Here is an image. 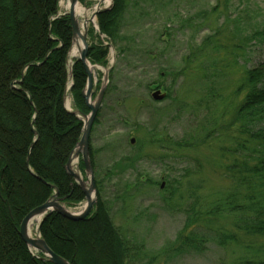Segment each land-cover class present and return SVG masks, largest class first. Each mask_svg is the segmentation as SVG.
<instances>
[{"label":"rangeland","instance_id":"374dc122","mask_svg":"<svg viewBox=\"0 0 264 264\" xmlns=\"http://www.w3.org/2000/svg\"><path fill=\"white\" fill-rule=\"evenodd\" d=\"M146 1L129 4L125 52L110 47L105 66L89 62L90 102L95 105L103 88L112 87L90 137V153L112 221L135 248L133 264L264 259V238L243 233L225 247L212 242L204 254L178 256L172 251L191 206L204 214L194 227L216 235L234 232L232 216L210 214L216 202L233 190L226 169L236 143L233 135L220 131L224 123L220 113L237 103L235 92L245 71L264 62V36L250 39L257 31L264 34V0H156L151 6ZM112 3L80 0L86 13L77 20L81 27L89 20V49L103 42L106 46V39L97 33V21L91 19ZM66 4L67 0H60V17L68 13ZM209 37L214 44L203 43ZM70 51L64 106L75 112L71 68L78 57H70ZM157 90L166 100L152 99ZM79 120L83 126L87 122L80 115ZM81 162L76 159L72 171L89 185ZM62 205L80 214L86 201Z\"/></svg>","mask_w":264,"mask_h":264},{"label":"trees","instance_id":"16d2710c","mask_svg":"<svg viewBox=\"0 0 264 264\" xmlns=\"http://www.w3.org/2000/svg\"><path fill=\"white\" fill-rule=\"evenodd\" d=\"M132 1L113 0L112 7L97 16L107 46L103 42L102 48L89 49L90 63L105 66L110 46L125 52L124 21ZM155 1L144 4L151 6ZM59 2L0 0V264H52L41 254L33 255L23 242L22 220L56 192L65 204L85 200L67 171L83 124L64 106L73 31L69 17L59 16ZM261 36L257 31L250 39ZM212 39L203 43L214 44ZM72 79L75 110L82 116L89 114L83 98L88 75L79 60L73 63ZM111 91L109 86L105 97ZM235 94L237 103L220 113L224 122L220 131L229 132L236 143L229 151L233 161L226 169L233 190L210 213L232 216L234 232L216 235L194 227L204 214L191 206L173 244L172 251L178 256L204 254L212 242L225 247L237 240V233L264 238V62L245 71ZM90 157L97 190L92 214L75 222L49 213L40 225V235L70 264H133L135 248L112 221L92 152ZM232 264H264V259L247 257Z\"/></svg>","mask_w":264,"mask_h":264},{"label":"water","instance_id":"95a60500","mask_svg":"<svg viewBox=\"0 0 264 264\" xmlns=\"http://www.w3.org/2000/svg\"><path fill=\"white\" fill-rule=\"evenodd\" d=\"M80 3V0H70V8L69 12L67 13V16L69 17L72 31H73V43L75 39L79 38L83 44V51L80 53L78 60L82 62L84 65V68L88 75V82L87 87L85 91L83 92V98L86 102L87 107L90 109L91 113L89 116L83 115V117L87 120L83 127V133L81 140L79 141L76 150L74 154L70 157V160L67 164V171L68 173L77 181L80 188L82 189L85 197H86V208L84 212L80 215H75L69 212L63 205L62 201L58 198V194L56 193L48 202H46L44 205L32 210L21 222L20 224V236L23 242L29 247L31 251H36L41 254H43L52 264H70L68 261L63 259L62 257L56 255L46 244V242L41 238V236H35L32 237L29 234L30 224L40 218L39 226H38V232L40 228V224L42 223L43 219L52 212H55L62 217L71 220V221H82L86 219L92 212L93 207L96 203V184H95V176L94 171L91 164L90 159V137H91V131L94 125V122L97 118L99 109L101 107L104 93L106 88L104 87L103 90L100 93L98 102L93 105L91 101V95H92V88H93V77L92 73L90 71L89 63H88V42H87V33L88 28L83 27L84 34H82L80 25L78 23V20L76 19V7ZM111 6L105 8L104 10L110 9ZM103 10H98L94 13L92 17V21H94L97 16L102 12ZM97 30H99L97 28ZM107 81V79L105 78ZM152 98L156 102H161L164 100L165 96L161 94L159 90L154 92L152 94ZM76 114V113H74ZM134 143V140L132 141V144ZM81 156L83 164L85 166V172L89 179V185L84 182L79 175L75 174L72 171V162L75 159H78Z\"/></svg>","mask_w":264,"mask_h":264},{"label":"bare ground","instance_id":"6f19581e","mask_svg":"<svg viewBox=\"0 0 264 264\" xmlns=\"http://www.w3.org/2000/svg\"><path fill=\"white\" fill-rule=\"evenodd\" d=\"M107 2H109V0H107ZM69 8H70V0H67V4L65 6V9L68 10L69 12ZM84 14L86 13V11L84 10V8H82L79 4L76 7V19L78 18L79 14ZM88 23L89 20H85V22L83 23L82 27L80 26V28L86 27L88 28ZM80 25V24H79ZM84 34V33H82ZM83 44L81 42V40L79 38L75 39L74 43H73V48L70 51V57L72 58H76L79 57L80 53L83 51ZM73 66V65H72ZM90 70H92L91 66H90ZM40 222V218L34 220L31 224H30V229H29V234L34 237L38 234L37 232V225ZM33 255H37L36 251H32Z\"/></svg>","mask_w":264,"mask_h":264}]
</instances>
